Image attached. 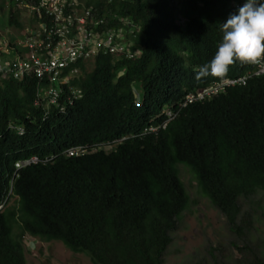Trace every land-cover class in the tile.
Returning a JSON list of instances; mask_svg holds the SVG:
<instances>
[{"label":"trees","instance_id":"16d2710c","mask_svg":"<svg viewBox=\"0 0 264 264\" xmlns=\"http://www.w3.org/2000/svg\"><path fill=\"white\" fill-rule=\"evenodd\" d=\"M231 1H115L108 10L139 25L140 54L99 55L89 70L81 63L76 83L82 97L65 114L42 119L32 107L34 79L2 80L0 264H27L26 235L59 241L92 264H164L171 233L190 204L178 164L188 168L238 241L235 264H264V241L253 242L251 208L243 210L264 192V75L178 108L186 93L221 79L199 71L222 41L221 24L238 11ZM4 8L0 0L2 13ZM18 18L10 6L8 26L19 25ZM250 68L237 61L226 77ZM167 108L175 117L157 133L144 134L164 120ZM8 122L22 124L25 134L16 135ZM121 137L126 139L107 151L62 154ZM33 154L53 158L21 169L4 201L13 163Z\"/></svg>","mask_w":264,"mask_h":264},{"label":"built area","instance_id":"2783aa9c","mask_svg":"<svg viewBox=\"0 0 264 264\" xmlns=\"http://www.w3.org/2000/svg\"><path fill=\"white\" fill-rule=\"evenodd\" d=\"M4 1L6 8L12 6L20 14L22 39L9 40L0 33V79L35 78L33 105L46 115L64 113L81 97L80 90L71 85L80 63L99 55L134 58L140 54L135 40L139 25L130 16L108 10L121 0ZM255 66L256 74L264 72V61ZM75 153L67 151V155ZM36 160L32 157L15 165Z\"/></svg>","mask_w":264,"mask_h":264},{"label":"rangeland","instance_id":"374dc122","mask_svg":"<svg viewBox=\"0 0 264 264\" xmlns=\"http://www.w3.org/2000/svg\"><path fill=\"white\" fill-rule=\"evenodd\" d=\"M0 11V33L9 40L22 39L21 24L8 27L7 11ZM20 17V14H19ZM12 53L8 56L11 58ZM91 65H88V70ZM184 164H178V173L190 197L187 210L182 212L177 228L171 233L172 242L166 250L164 264H214L213 256L227 264H235L240 254L233 245L238 242L228 230L224 217L209 200L198 192L197 183ZM13 200V199H12ZM252 201L243 204L250 209L254 243L264 241V192H259ZM11 202V199H10ZM264 243V242H263ZM24 257L27 264H92L82 253H73L59 241H41L23 238Z\"/></svg>","mask_w":264,"mask_h":264},{"label":"clouds","instance_id":"9594fccd","mask_svg":"<svg viewBox=\"0 0 264 264\" xmlns=\"http://www.w3.org/2000/svg\"><path fill=\"white\" fill-rule=\"evenodd\" d=\"M237 4H239L240 6L236 7ZM231 5L233 6V8L237 9L238 11L237 13L231 15L230 18H228L225 23L221 24V31L223 33L222 41L219 43L218 49L212 60L208 64L202 66L199 71L200 76L211 75L221 79L211 81L209 84L203 87H199L192 92L186 93L182 101L178 104V108L181 109L191 103L203 102L209 100L210 98L220 93H223L228 87H232L235 85L243 86L250 78L264 75V72L260 74H256V66H255V64H259L261 61H264V0H240V1L232 0ZM18 22H20L19 18H18ZM8 27H15V26H8ZM5 56L6 55H3L2 59H4ZM111 56L114 57V59L122 58V56L121 57H116L114 55ZM93 61L94 60H89L86 63H82V64H84L88 69L89 64L92 67ZM237 61H239L242 64L243 63L251 64V68L241 76L226 77L228 74L229 67L235 64ZM80 64H79V73L75 78L72 79L71 85L74 88L80 90L82 97V91L78 86V84L76 83V81L81 76ZM6 79H12L16 82L24 81V80L22 81L15 80L12 77H6L0 79V84L2 83V80H6ZM28 79L35 80V89H36V82H37L36 79L35 78H28ZM35 89L32 100V107L38 110V112L42 115V119H46L47 117L50 116L59 115L54 113V111H51L50 114L46 115L43 110L33 105L35 98ZM80 98L76 100H79ZM66 111L62 114H65ZM164 115L165 118L159 125L156 126L151 125L145 127L143 129V133L144 134L157 133L158 130L164 129L167 123L175 117L176 112H173L171 109L167 108L164 110ZM26 117H28V115H26ZM7 128L9 130L14 131L15 134L18 136H22L25 134V127L22 124L8 122ZM2 137L3 135L0 132V139ZM125 139L126 137H121L119 139H115L109 142L102 141L91 145H75L65 149L62 152V154L65 155L66 157H76V156H83L89 153L90 151H98V150L107 151L112 148V145H115L116 143L121 142ZM70 149L75 150L76 153L73 155H67V151ZM32 157H36L37 159L36 162H28L27 164H24L21 167L18 168L16 167L15 164L17 162H25L27 160H30ZM52 158L53 156L40 158L37 155L33 154L30 155L29 157L16 160L13 163L14 168L11 174L9 191L4 201H6L7 198H9L12 191L13 182L18 177L19 171L21 169L30 165H35L40 162L46 163L50 161ZM3 204H0V208H2Z\"/></svg>","mask_w":264,"mask_h":264}]
</instances>
